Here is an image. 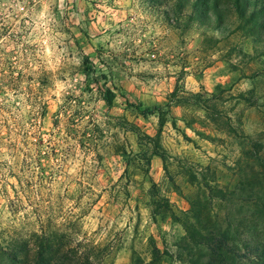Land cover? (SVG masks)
<instances>
[{"label":"rangeland","instance_id":"obj_1","mask_svg":"<svg viewBox=\"0 0 264 264\" xmlns=\"http://www.w3.org/2000/svg\"><path fill=\"white\" fill-rule=\"evenodd\" d=\"M218 1L0 0V246L264 264V0Z\"/></svg>","mask_w":264,"mask_h":264},{"label":"trees","instance_id":"obj_2","mask_svg":"<svg viewBox=\"0 0 264 264\" xmlns=\"http://www.w3.org/2000/svg\"><path fill=\"white\" fill-rule=\"evenodd\" d=\"M245 0H234L235 6L239 8L241 14L243 15L245 13L244 6L248 5ZM193 8H195V12H193L190 15L185 14L184 12L178 13L176 16V20L179 23L180 20L185 18H194L197 21H201L204 19L203 14L209 13L211 9L214 10V12L217 14L216 20L221 21L223 20V11L225 8L221 7L218 0H193ZM264 7V6H263ZM197 12V13H196ZM259 12V10L256 9L254 12V16L256 13ZM88 62V58L86 59ZM88 70V69H87ZM262 145L258 147L259 149L262 148ZM58 229H55L51 226L45 228L42 227L41 233H34L36 236L35 243H34V256H32V264H62L63 262V256L61 252V244L59 243L58 236H57ZM15 246V248H14ZM27 246V245H26ZM1 250L3 251L4 255L8 256L9 264H24L26 258L28 256H31L29 250L23 243L20 242V239H11L6 247L0 246ZM26 248V249H25ZM20 249L21 252L25 249V253L22 255H18L17 250ZM216 251H219V248H215ZM249 253V254H248ZM216 254H219V252H216ZM64 255V254H63ZM220 257H222L221 254H219ZM243 257V256H241ZM256 258L259 260L261 257L258 253L253 254L251 249L249 251V248L247 249L246 255H244L243 258L245 259H251ZM229 258H226V264H234L232 260ZM14 262V263H12Z\"/></svg>","mask_w":264,"mask_h":264}]
</instances>
